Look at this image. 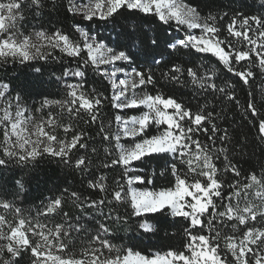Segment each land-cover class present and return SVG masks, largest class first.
Returning a JSON list of instances; mask_svg holds the SVG:
<instances>
[{
	"label": "snow or ice",
	"instance_id": "1",
	"mask_svg": "<svg viewBox=\"0 0 264 264\" xmlns=\"http://www.w3.org/2000/svg\"><path fill=\"white\" fill-rule=\"evenodd\" d=\"M252 6L0 0V66L29 69L19 83L0 78V264H264V0ZM237 83L252 88L243 106ZM225 101L255 128L251 152L246 135L234 142L218 123ZM45 158L102 195L65 187L30 207ZM68 200L78 214L63 211ZM119 225L179 243L145 253L134 237L114 242Z\"/></svg>",
	"mask_w": 264,
	"mask_h": 264
},
{
	"label": "trees",
	"instance_id": "2",
	"mask_svg": "<svg viewBox=\"0 0 264 264\" xmlns=\"http://www.w3.org/2000/svg\"><path fill=\"white\" fill-rule=\"evenodd\" d=\"M216 3L217 5L223 7L225 11H229L230 14L231 11L233 10H239L245 13H256V8L252 6L253 0H216ZM54 15H56L58 19L62 21V24L65 27V29L71 27L73 21L71 18L67 20L64 19V11L62 8L58 11L57 14ZM92 27L95 30L99 31L101 35H105V36L110 35V33L106 31L103 27L97 29L95 24H93ZM57 54L59 55V53ZM183 59L186 60L188 59V57H183ZM205 59H210V58L206 57ZM153 70L157 72L159 71L158 69H153ZM28 72H29L28 68H24L20 65H16L15 67H12L10 65L0 66V78L10 80L14 84L24 80ZM227 78L232 79L234 82L236 81V78L234 77L229 76ZM218 83L220 82L218 81ZM97 87L103 90V85H97ZM158 89L160 91H163L166 95L171 94L181 99H190L188 89L173 88L170 85L163 87H160L158 85ZM251 90L252 88L237 83L235 92L237 98L240 100L241 106L245 104L247 93ZM48 91L59 92V88L56 85H53L50 89H48ZM256 91L259 92V89H256ZM54 98H60V97L57 96ZM36 99L38 100L39 97H36ZM32 102H33L32 100L29 101V103ZM192 103L195 104L196 101H192ZM216 109L217 111H223L224 115L227 117L226 119L218 121L220 126L222 128L229 127L230 132L233 133L234 142L241 135H246L250 142V147L249 149H247V151L251 152L252 149L255 148L256 146L255 136L257 133L255 128H253L252 125L247 124V121H245L242 118V114H241L242 109L236 108L234 102L229 103L227 101H225L223 104L217 103ZM102 112H103V118L107 120L111 116L112 110L110 109V106L106 105L105 108L102 109ZM233 123L236 124V127L234 129L232 128ZM81 127H87V126L81 125ZM88 130L91 131L94 135L96 128L92 127ZM262 150H264V148H262ZM259 155L260 153L257 152L256 156L258 157ZM251 164H255V157L252 158ZM242 166L245 170H248L250 164L243 163ZM120 171H121L120 169H114V170H109L107 172L108 182L110 185L112 184L113 177L118 176L120 174ZM166 184H167V180L164 178H160L156 181L155 187L158 189L160 187L165 186ZM65 187L69 188L70 190H77L85 194H90L93 196V198H98L100 195H102L100 193H93L90 189H88L86 184V178L83 177L80 173L64 168L55 159L45 158L39 162L38 167L34 173V179L31 184V193L29 197L30 200L29 206L30 207L39 206L42 202L46 201V199L60 195ZM139 187H143V186H139ZM148 187L152 188L153 186L149 185ZM63 211L68 212L70 215L78 214V210L74 207L71 200L67 201V203L63 208ZM105 211H107V209H105ZM120 211H123V208H121ZM57 219H59V217H57ZM171 231H175V229ZM114 235L121 238L114 241L117 244H127L129 242V237H134L138 240H141L142 243L138 245V248L143 249L145 253H149L160 248L166 249L167 246L170 244L178 245L180 239L179 237H176L175 239L172 240L164 239L165 236L164 232H161L159 237L137 236L136 232L128 230L127 226L124 225L117 226Z\"/></svg>",
	"mask_w": 264,
	"mask_h": 264
}]
</instances>
